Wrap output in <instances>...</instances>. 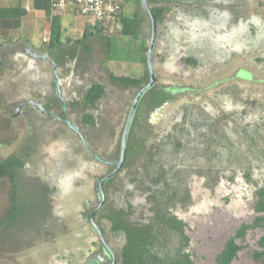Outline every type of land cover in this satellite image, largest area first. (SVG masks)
Instances as JSON below:
<instances>
[{"label": "rangeland", "instance_id": "obj_1", "mask_svg": "<svg viewBox=\"0 0 264 264\" xmlns=\"http://www.w3.org/2000/svg\"><path fill=\"white\" fill-rule=\"evenodd\" d=\"M161 2L166 9L156 24L152 62L159 83L185 84L187 89L155 124L146 122L151 112L141 98L138 135L148 144L158 137L164 141L155 167L162 163L170 170L167 180L178 185L167 204L185 223L193 263L216 264L225 240L259 214L254 193L264 186V0ZM5 5L22 6L26 13L17 27L0 28V159L16 155L22 161L15 178L19 210L0 227V264H84L98 241L84 217V202H97L94 178L104 167L65 127L29 105L16 112L19 101L28 97L51 101L55 85L52 72L32 65L24 48L45 50L53 64L65 59V67L57 71L63 75L59 84L68 102L66 114L80 125L91 147L106 153L147 80L150 19L139 6L138 38L121 34L118 27L109 32V48L96 32L78 43L84 25L94 21L72 10L58 15L43 0H0ZM52 27L60 28L61 42L47 48ZM241 70L250 77L241 76ZM120 76L140 82L113 79ZM95 82L103 84L104 93L89 108L83 96ZM53 104L59 111V103ZM84 113L93 114L95 123L87 125ZM176 118L180 132L171 140L164 136ZM132 169L113 181L106 205L125 209L131 204L125 217L145 221L146 180L141 175L135 179ZM9 188L0 180V219L10 204ZM263 233L257 226L237 238L240 249L230 264H262L254 252L260 250L257 240Z\"/></svg>", "mask_w": 264, "mask_h": 264}, {"label": "flooded vegetation", "instance_id": "obj_2", "mask_svg": "<svg viewBox=\"0 0 264 264\" xmlns=\"http://www.w3.org/2000/svg\"><path fill=\"white\" fill-rule=\"evenodd\" d=\"M159 2L161 1H158L156 4L160 5ZM157 23L158 21H156V24ZM24 51H25L24 53L29 57V61L32 62V65L34 64L35 67H37V69H40V71L49 69L52 72V81H54V84L56 83V81L60 83L59 80L63 78V75L60 76L57 70L58 68H62L63 66L65 67L66 64L65 59H62L61 57L60 59H58L56 64H53L51 63V61H49V56L43 49L38 48V50H35L29 46V47H25ZM152 64H153V77H154L153 83L149 88H147L142 93L140 97V99L143 98V101L150 110L149 112H151L150 114H148V117L146 119V122L148 124H155V120H160L161 117H163L164 115L163 113L165 108L174 100L175 97H177L181 92H183V90L187 89L184 88L185 84L171 83V85L165 86L159 83L158 81L159 79L157 77V71L154 67V62H152ZM240 73L241 76H245L248 78L250 77L247 71L241 70ZM147 75L148 76L146 82L139 88V90L150 81L149 72ZM190 88H192V86H190ZM61 94L63 97L62 100L56 98L55 85H54V92H53L54 100L51 99L50 101V99L47 98L46 101L44 99L43 100L41 99L42 101H40L38 98L28 97L22 101H19V103L16 106L17 108L16 112L18 111V109L25 106L22 105V103L25 101L32 99L41 102L44 111L39 110L36 106L33 105H29V106L32 109H35L36 112L42 117L45 118L48 117L49 119L55 121L56 124L63 126V128L65 127L64 131H66V133H71V135H73L77 139L83 151H85L86 154L92 157V159H94L95 162H97L98 164L104 167L103 168L104 172L100 175H96L94 178L96 183L93 189L95 192L97 202H94L95 204L90 203L89 199H86V201L84 202V207L86 210L84 213V217L87 218L92 233L97 237L99 241V242L93 241V245L97 246V249L95 250L94 253L92 252L86 256V261L84 262V264H120L121 262L120 253L122 246L125 243V234L124 231L121 229L119 230L113 229L112 221L111 218L109 217V215L113 210H118V212L120 211L121 214L119 217L122 218L123 220L142 226L150 223L152 219L157 217L156 210L158 207H160L161 209H163V211L171 215V211L169 210L170 207H168L167 202L168 201L170 202L171 198L176 196L175 191L179 190L178 185L174 186L172 185L170 179L169 181L167 180L166 175L170 172V170L169 169L167 170L162 163L157 164V167H155V164L158 161H160L159 159L156 158L160 157L161 154L160 151L164 147V141L162 142L161 138L157 136L158 138H156L150 144H148V142H145V139L142 138V135L140 133H139L140 135H138V132L141 131L136 124L138 121L137 107L140 101L139 99L137 106L134 110V113L131 117V120L128 124L125 137H124V128L128 113L125 118L122 130L118 135V138L114 142V146L111 147L110 150H108L106 153L100 152L98 149H96V147L90 146L89 143L91 142L90 141L88 142V140L86 139V135L83 133L80 125L77 124V122L68 118V115L66 114V103L68 102L64 98L63 95L64 91L63 93L61 91ZM48 101L50 102L48 103ZM83 101L85 103V106H89V108H94L97 102L96 101L93 105H90L84 100V96H83ZM55 102H58L60 105L59 111H56L50 107V105H54L53 103ZM69 104H71V102ZM62 106L65 108L64 110H62L61 108ZM86 114L92 115L91 122L85 121ZM82 118L85 121V123H87V125H92L95 123V117L91 113H84ZM69 124L76 126L78 128V130L82 135L83 141L79 138L78 134L70 128ZM179 124H180L179 119L176 118L175 121L171 123L170 129H168L165 132L168 134L167 135H165V133L163 134L165 135L164 137H171V140L174 139L178 134V132H180ZM142 152H146L145 155L147 157L145 160H143L140 157ZM133 155H135L136 157L135 158L136 164H134ZM139 161H142V163H139ZM133 166L134 169H132ZM127 168L132 169L131 172H134L135 179L138 180L139 175H141L144 178V180H146L145 181L146 183H144V185H147V187L145 188V192L149 195L147 201L148 216L145 221H138V220L133 221L128 217H125V215H127V211L128 210L132 211L133 209V206L131 204H128V206L125 209L118 207L113 208L106 205L107 198L109 197V188L112 186L113 181L121 177L123 171ZM153 169L155 171H153ZM258 189L254 193L256 194L255 195L256 200L258 199V194H257ZM104 220L107 221L108 223L107 228L103 224ZM184 228H185V223H184ZM112 234L114 238L113 240L111 239ZM117 241L119 244H116Z\"/></svg>", "mask_w": 264, "mask_h": 264}, {"label": "trees", "instance_id": "obj_3", "mask_svg": "<svg viewBox=\"0 0 264 264\" xmlns=\"http://www.w3.org/2000/svg\"><path fill=\"white\" fill-rule=\"evenodd\" d=\"M159 0H148L156 21H159L165 11V6L156 4ZM169 1V0H161ZM47 9L52 8L47 0H43ZM134 9L129 10L130 5ZM140 0H122L119 11L112 16L107 24L93 22L85 24L82 31V37L77 40L88 39L94 32L101 34L110 48V30L120 27V33L138 38L136 26L140 21L139 6ZM26 13V9L19 5L0 6V28L9 29L18 26V21ZM76 13V12H75ZM77 14V13H76ZM84 18V17H82ZM116 24L118 27H116ZM61 30L59 27H52V36L46 47L51 48L61 42ZM46 42V41H43ZM77 43V42H76ZM146 50V47L142 48ZM123 83H138L139 80L129 76L113 77ZM104 93L103 84L96 82L90 85L84 95V100L93 105ZM85 121L91 122L92 115L86 114ZM22 161L16 155L0 159V180H6L9 183L8 197L10 198L9 207L3 208V218L0 219V227L16 216L19 210L17 202V191L15 178L18 168ZM258 199L255 202V211L259 214L254 218L251 224L242 223L233 235L225 240L221 251L216 255V264H230L235 258L240 246L236 243L237 238H243L246 230L252 227H263L264 229V186L258 189ZM121 212L113 210L109 217L112 221V227L115 230H123L125 234V243L120 253V264H194L189 252L186 250L188 237L184 232V222L171 213L163 211L160 207L156 210L157 217L150 223L138 225L120 218ZM260 250L254 252V257L262 259L264 264V233L257 240Z\"/></svg>", "mask_w": 264, "mask_h": 264}, {"label": "built area", "instance_id": "obj_4", "mask_svg": "<svg viewBox=\"0 0 264 264\" xmlns=\"http://www.w3.org/2000/svg\"><path fill=\"white\" fill-rule=\"evenodd\" d=\"M53 9L66 7L81 17L107 24L119 11L122 0H47ZM116 27L118 25L116 24ZM45 40V39H44Z\"/></svg>", "mask_w": 264, "mask_h": 264}, {"label": "water", "instance_id": "obj_5", "mask_svg": "<svg viewBox=\"0 0 264 264\" xmlns=\"http://www.w3.org/2000/svg\"><path fill=\"white\" fill-rule=\"evenodd\" d=\"M140 6L149 16L150 25H151V35H150V40H149L148 48H147V52H146V64H147V69H148V72L150 75V81L146 85H144L140 90H138V92L136 93V95L132 101L130 110L128 112L127 120L125 123L124 137H125V134L127 131L128 124L131 120V117L134 113V110L137 106V103H138L142 93L152 85L153 79H154V77H153V64H152V52H153L154 41H155V36H156V28H157L156 27V19L153 15V12H152L151 7L148 3V0H140ZM55 95L59 100L63 99L62 94H61L60 84L57 81L55 83ZM22 105H33V106H36L39 110L44 111V108H43L41 102H39L37 100L31 99V100L23 102ZM69 126L73 131H75L78 134L79 138L83 141L82 135H81L80 131L78 130V128L76 126H73L70 124H69Z\"/></svg>", "mask_w": 264, "mask_h": 264}, {"label": "crops", "instance_id": "obj_6", "mask_svg": "<svg viewBox=\"0 0 264 264\" xmlns=\"http://www.w3.org/2000/svg\"><path fill=\"white\" fill-rule=\"evenodd\" d=\"M66 10H67V11H68V10L71 11L70 8L66 7V8H64V9L59 10V11L57 10L56 13H57L58 15H63V13H64Z\"/></svg>", "mask_w": 264, "mask_h": 264}]
</instances>
